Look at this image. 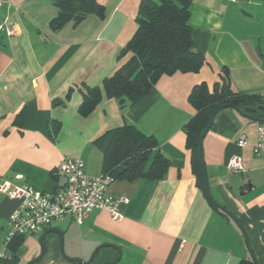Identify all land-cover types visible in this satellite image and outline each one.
I'll list each match as a JSON object with an SVG mask.
<instances>
[{
    "label": "crops",
    "instance_id": "obj_1",
    "mask_svg": "<svg viewBox=\"0 0 264 264\" xmlns=\"http://www.w3.org/2000/svg\"><path fill=\"white\" fill-rule=\"evenodd\" d=\"M54 1L6 0L0 6V23L12 30H0V181L52 193L65 183L59 170L65 156L99 175L102 153L94 141L125 124L153 135L170 163L162 179H114L106 193L128 199L119 206L120 221L97 209L81 222L66 214L26 235L15 264L38 257L39 236L53 228L62 242L49 232L46 252L33 264H73L65 256L86 262L99 247L89 264L111 263L116 248L121 264H254L253 258L264 264V156L252 151L261 123L225 107L202 139L212 198L239 225L197 185L183 130L195 113L188 99L192 88L204 82L211 90L224 67L233 90L264 96L262 0H191L192 48L205 60L199 71L164 74L123 109L102 95L86 116L79 113L82 93L100 87L130 56L120 52L136 30L140 0H95L104 7L102 17L87 14L51 30ZM232 155L241 157L242 172L226 167ZM18 206L19 200L0 192V257L7 255L8 220Z\"/></svg>",
    "mask_w": 264,
    "mask_h": 264
},
{
    "label": "trees",
    "instance_id": "obj_2",
    "mask_svg": "<svg viewBox=\"0 0 264 264\" xmlns=\"http://www.w3.org/2000/svg\"><path fill=\"white\" fill-rule=\"evenodd\" d=\"M190 2L140 0L135 17L136 30L120 52V57L130 52L128 60L112 75L105 77L100 87L86 88L79 107L81 115L89 114L102 95L116 99L123 109L134 104L162 75L176 71H199L205 60L203 54L192 48V27L188 23ZM54 4L57 14L50 21L51 30H58L69 21L78 23L87 14L99 17L104 14V7L95 0H55ZM188 99L195 113L184 124L183 130L197 185L205 194L200 135L207 127L212 113L225 107H233L238 111L245 107L256 108L264 105V96L233 90L224 67L220 81L214 83L211 90L201 82L192 88ZM249 114L257 121L264 118L262 110ZM94 144L102 153V172L111 174L114 179H162L169 167V159L159 150L154 136L141 132L133 124L106 131ZM210 203L219 212L226 214L213 201L210 200ZM24 237L18 235L7 244V255L0 257V264L16 263L15 253Z\"/></svg>",
    "mask_w": 264,
    "mask_h": 264
},
{
    "label": "built area",
    "instance_id": "obj_3",
    "mask_svg": "<svg viewBox=\"0 0 264 264\" xmlns=\"http://www.w3.org/2000/svg\"><path fill=\"white\" fill-rule=\"evenodd\" d=\"M5 2L6 0H0V6ZM262 3L264 4V0ZM3 29L7 34L12 33L8 26L0 23V30ZM238 144L244 146L245 139L240 137ZM252 151L256 156H264V124L258 126L257 141ZM226 167L231 172H242L241 157L230 156ZM59 170L65 178V183L52 193L40 191L29 184H15L9 180L0 181V192L19 200V206L8 220L3 251L7 249V244L14 237L40 233L53 220L66 214H70L77 222H81L86 213L97 209L107 211L116 221L122 219L123 215L119 206L127 203L128 199L106 193L108 186L114 181L111 174L90 175L85 171L81 159L67 156L62 159Z\"/></svg>",
    "mask_w": 264,
    "mask_h": 264
},
{
    "label": "water",
    "instance_id": "obj_4",
    "mask_svg": "<svg viewBox=\"0 0 264 264\" xmlns=\"http://www.w3.org/2000/svg\"><path fill=\"white\" fill-rule=\"evenodd\" d=\"M258 110H262V111H264V105H258L256 108L245 107L244 110H239V112H240L241 114H243L244 116L253 119L252 115L249 114V113H254V112L258 111ZM244 111H245V112H244ZM216 112H217V111L215 110V111L212 113V115H211V117H210V120H209V123H208L207 127H206V128L203 130V132L201 133V135H200V139H201V141H202L204 135L206 134V132L208 131V129L210 128V126H211V124H212V121H213V117H214V115H215ZM258 121L264 123V118H259ZM203 173H204V183H205L206 194H207L208 198H209L211 201H213V202L215 203V201H214L213 198H212V194H211V192H210L209 186H208V181H207V177H206V171H205V168H203ZM215 204H216V203H215ZM217 206H218L221 210H223V211H224L229 217H231V218L237 223V225H239L238 222H237V220H236V218H235V217H234V216H233V215H232V214H231L226 208H224L222 205H219V204H217ZM49 232H54V233H56V234L59 236L60 241L62 242V233H61L58 229H54V228H53V229H50V230H45V231L39 236V240H38V241H39V244H40V246H41L40 254L38 255V257H36V258H34V259L28 261L26 264H33V263H35V262H38V261L42 258V256L45 254L47 247H46V242H45V239H44V238H45V236H46ZM244 241H245V243H247V238H246V236L244 237ZM107 245H108V246H113V247H114V245H112V244H107ZM99 248H100V247H99ZM99 248H96V249H95V251L91 254L90 259H89L88 261H86V262H83V261H82L81 259H79V258H69V257H67V256H65V258H66L68 261H70L71 263H73V264H89L90 261L92 260V258L94 257V254L98 251ZM116 249L118 250L119 255H118V257H117L114 261H112V262L109 263V264H116V263L119 261V259H120L121 251H120L119 248H116ZM253 261H254V264H256V261H255L254 258H253Z\"/></svg>",
    "mask_w": 264,
    "mask_h": 264
},
{
    "label": "rangeland",
    "instance_id": "obj_5",
    "mask_svg": "<svg viewBox=\"0 0 264 264\" xmlns=\"http://www.w3.org/2000/svg\"><path fill=\"white\" fill-rule=\"evenodd\" d=\"M116 264H121V262L118 261Z\"/></svg>",
    "mask_w": 264,
    "mask_h": 264
}]
</instances>
